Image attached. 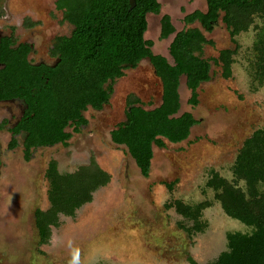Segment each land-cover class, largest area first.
Returning a JSON list of instances; mask_svg holds the SVG:
<instances>
[{"label": "rangeland", "instance_id": "1", "mask_svg": "<svg viewBox=\"0 0 264 264\" xmlns=\"http://www.w3.org/2000/svg\"><path fill=\"white\" fill-rule=\"evenodd\" d=\"M55 0H0V29L19 41H33L37 57L46 53L56 35L69 34L72 26L61 21ZM158 14L147 15L144 37L153 41L152 51L167 57L173 36L159 39L160 17L169 14L176 30L182 17L204 9L205 0H158ZM258 19L235 35L239 44L231 66L232 75L222 77L220 66L211 62V78L198 87V102L188 104L189 90L180 78L179 113L190 111L198 122L187 139L165 140V147L153 146L150 171L143 177L122 145L114 144L109 132L124 119L129 93L138 96L146 108L160 102V82L147 59L124 70L112 84L113 92L100 110L87 107V123L66 144L38 147L29 160L23 158L21 137L8 147L7 125L0 127V264H188L213 260L225 249L228 231H249L240 221L228 217L205 186L209 169L231 179V165L243 141L264 127V82L253 81L252 43ZM200 27L197 22L189 25ZM212 44L203 46V56H217L222 48L234 47L228 30L218 21L212 32H203ZM36 57V56H35ZM51 60V59H49ZM0 104L17 114L15 105ZM7 111L9 115H12ZM6 113L0 111V119ZM72 131L71 127L66 128ZM93 158L110 174V182L93 194L91 202L74 217H61L52 229L49 243L38 245L33 223L35 208H46L48 181L45 169L53 159L61 172H71ZM171 182V189L164 183ZM172 199L193 203L211 200L203 211L207 225L203 232L187 235L178 223L184 220L166 207Z\"/></svg>", "mask_w": 264, "mask_h": 264}, {"label": "trees", "instance_id": "2", "mask_svg": "<svg viewBox=\"0 0 264 264\" xmlns=\"http://www.w3.org/2000/svg\"><path fill=\"white\" fill-rule=\"evenodd\" d=\"M62 20L72 28L69 34L56 35L51 55L54 65L35 63L27 58L30 45L13 36L0 39V100L19 98L26 108L18 122L10 127L9 148L18 145L22 133L23 158L29 160L38 147L66 144L72 132L87 123L83 111L99 110L113 92L112 84L127 68L147 59L160 82V102L146 108L141 99L129 93L124 119L109 132L114 144L122 145L143 177L150 171L153 146L165 147V140L179 143L188 138L198 120L190 111L179 113L180 78L189 90L188 104L198 102V87L211 78V62L220 66V75L230 77L234 54L239 47L235 35L258 19L252 43L253 81L264 82V0H205L204 9L183 15L184 26L176 30L169 14L160 17L159 39L173 34L166 56L152 51L153 41L144 37L147 15L158 14V0H56ZM225 24L234 47L219 50L217 56L204 57L203 46L212 44L203 32H212L218 21ZM197 22L200 27L189 26ZM71 127L72 131L66 130ZM232 178L209 169L205 182L213 191V200L223 212L250 228L228 231L226 247L204 264H264V127L255 129L239 148L231 165ZM48 181L46 208H35L33 223L38 245L47 244L52 229L61 217H74L76 211L93 199L99 188L110 182V174L91 158L71 172H61L51 159L45 169ZM171 189V182L164 183ZM211 200L193 203L172 199L173 207L184 223L178 225L187 235L206 228L203 211ZM188 264H202L188 257Z\"/></svg>", "mask_w": 264, "mask_h": 264}, {"label": "flooded vegetation", "instance_id": "3", "mask_svg": "<svg viewBox=\"0 0 264 264\" xmlns=\"http://www.w3.org/2000/svg\"><path fill=\"white\" fill-rule=\"evenodd\" d=\"M56 1V0H55ZM55 1H54V8L56 10H58L55 6ZM61 12V20H62V11L58 10ZM193 11V10H192ZM191 12V11H190ZM183 18V17H182ZM183 21V20H182ZM62 22H66V21H62ZM147 30V29H146ZM4 35H12V33H5L2 28L0 29V39L2 36ZM60 35H64V34H60ZM19 42H27L30 45V51L27 55V58L35 63H45L47 65H54L56 63V61L58 60L55 56L51 55V48H52V42H51V46L50 48L46 51V53H42L37 57V46L34 44L33 41H19ZM153 46V45H152ZM36 56V57H35ZM51 59V60H49ZM0 67H2V64L0 63ZM0 104H8V105H15V109H17V114H12L10 112V110H8V107L4 110H2L1 106H0V111H4L6 113V115H3V118L0 119V127H3L5 125H7V131L10 127L14 126L18 120L20 119V117L22 116L26 105L24 104V102L22 100H20L19 98H10V99H5V100H0ZM7 105V106H8ZM105 105V104H104ZM103 105V106H104ZM102 106V107H103ZM102 109V108H101ZM100 110V109H99ZM8 112H10L12 115H9ZM9 132V131H8ZM10 134V132H9ZM17 139L18 137H21V142L24 139V135L22 133L16 135ZM11 137V134H10Z\"/></svg>", "mask_w": 264, "mask_h": 264}, {"label": "water", "instance_id": "4", "mask_svg": "<svg viewBox=\"0 0 264 264\" xmlns=\"http://www.w3.org/2000/svg\"><path fill=\"white\" fill-rule=\"evenodd\" d=\"M128 4H129V8L128 9L130 10L135 5V0H128Z\"/></svg>", "mask_w": 264, "mask_h": 264}]
</instances>
